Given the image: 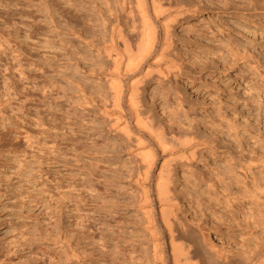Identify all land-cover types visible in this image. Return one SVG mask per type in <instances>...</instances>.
Masks as SVG:
<instances>
[{
  "label": "rangeland",
  "instance_id": "374dc122",
  "mask_svg": "<svg viewBox=\"0 0 264 264\" xmlns=\"http://www.w3.org/2000/svg\"><path fill=\"white\" fill-rule=\"evenodd\" d=\"M125 1L0 0V264H153L158 241L168 259L164 230L153 242L140 206L137 129L124 103L118 127H133L131 141L103 112L109 28L133 47L142 28ZM162 5V16L146 9L152 54L164 15L174 21L162 72L138 86L141 107L167 136L194 141L170 160L143 136L154 223L152 180L168 157L170 220L193 258L264 264V0Z\"/></svg>",
  "mask_w": 264,
  "mask_h": 264
},
{
  "label": "bare ground",
  "instance_id": "6f19581e",
  "mask_svg": "<svg viewBox=\"0 0 264 264\" xmlns=\"http://www.w3.org/2000/svg\"><path fill=\"white\" fill-rule=\"evenodd\" d=\"M135 1H136L135 5L137 6L136 8H138V10H139V11L138 10L137 11H138V13L140 12L141 17H142V28L140 29V32H139L140 36L138 37V40L134 44L135 46L133 47L132 39H130L131 36L129 37L128 34L124 33L125 31L121 28L122 26L119 23H118L119 25H116V26L114 25L112 28H109L111 30L109 31L110 34H109L108 41H106V39H105V42H106V44H105L106 51L105 52L107 54V57H110L111 60H109L110 64L105 66V68L106 67L107 68L105 70L104 69H102V70H104V72H105L104 76L106 77V79L105 78L104 79L107 81V86L109 88L110 105H108V106L103 105V107H104L103 112H106L108 115L112 116V117L110 116L109 118L113 121L112 122V125L114 126L113 128H115V129L118 128V130H120L124 134V136H126L125 138L128 139V140L127 139L126 140L131 141V140H133L131 137V135L134 133L131 130L133 127L129 128L128 127L129 125H126V124H121V126L118 127L120 122H121L122 105H123L122 103H124V105L127 107V110L130 114V117L132 119L133 126L137 129L136 134H134V136H135L134 142L135 143L133 142V145H135V147H133V148H135V151H136L135 152L136 154L135 153L134 154L139 156L140 158H142V159H140V161L141 160L144 161V165L141 166V167H143V169L141 168L142 170L138 172V174H140V175H139V178L137 179L138 183H140V185H141V193H140V198H139L140 206H141L142 211H143V213H144V215L148 221L147 224H148V227L150 228V229L149 228L148 229L150 230L149 233L151 234L153 242L158 240V236L160 235L161 230H162V232L164 230V233L166 234L165 240H167V242H165V243L169 247V253H168L169 256H168V259H166L165 255H164L165 253H163L164 249L159 250L158 249L159 247L157 248V246H159L161 244V243H159V245H158V242H160V241H158L156 243L154 242V245L152 244V247H153V253L152 254L154 257V259H153L154 263L153 264H199L200 263L198 261L199 259L197 260V258H196V260H195V258H193V254H192L193 251L190 249V247L192 248V245H190L191 243H189L190 241L187 242V241H185L186 239H182V238L178 239L177 238L178 234L176 235V233H175L176 229H174V226L172 225V224H174V222L172 220H170L171 219V217H170L171 213L170 212L172 211V209H171L172 207L170 206V203H172L171 200L173 201V203L175 202V200L171 199V196H172L171 192L169 194V190H170L169 187L170 186L168 184H169V180H170L169 178L170 177H168V171L170 170L169 169L170 168V165H169L170 162H169L168 157L163 159L159 170H157L156 175L153 177V180H152L153 194H154V197L156 199V202H157L156 205L158 208V218H159V224L157 223L158 225H155V223H156L155 219L156 218L151 213L152 210L149 206L150 200H149V196L147 193V187H145L147 176H149L148 170H150L149 168H151L150 166L152 164V161L154 160V159H152L154 156L152 157V155H151V151L153 149L150 151V150H148L149 149L148 146H147L148 148L146 146H144L145 141L143 140V136L150 137L153 140L154 144H156V146L161 150V152L163 154L164 153L168 154V156L175 150H180L179 156L180 155L183 156L182 152L185 151L187 149V147L190 146L192 144V142L194 141V139H192V142H191V137H189V139H188V137L183 136L184 137V139H183L180 135H178V136H180L181 138H179V137L177 138V137H175L176 136L175 134L172 135L173 133L171 134L172 136L170 134H169L170 136L169 135L167 136L168 133L164 131L163 126H161L160 123H154L153 118H151L150 114H148L145 111L146 109L143 110V108L141 107L142 106L141 105V98H140V94H139L140 90L138 87L139 84H141V82L143 81V79L148 74L150 75V71L155 70L157 72V70H158L159 73L162 72L161 69L157 68V66L160 64H158V65H155V64L160 62V60L163 57L165 58L166 54H163L164 52L162 53V51L163 50L165 51V48L168 47V45H169V39H170L169 38V34H170L169 33V27H171L170 23L172 21H174V20H172L174 17L171 16L172 13H170L168 11L169 13L164 15L165 20L162 21L161 23L159 22L160 27H161V32H162V35H161L162 37L160 38L161 39V42H160L161 46H160L159 50H157L156 52L154 51L155 53L152 54L151 51L153 50L152 48H153V45L155 43L156 34H155L154 25H153L154 23L152 24L153 21L150 22L151 20L148 19V17H150V16L147 17V15H149V14L146 12V9H148L147 7L149 6L153 12L152 15L155 14V17H156L159 14L161 15L162 12L169 10L170 6L175 7V8H176V6H175V4L170 5L168 3V5H170V6L167 5L168 6V8H167L165 5L166 8L165 7L163 8V5H164V4L162 5L163 0H135ZM117 2H119V1H117ZM128 4H129V2H128ZM178 5L179 4H177V7H178ZM183 6H181V7L183 8ZM147 11H149V10H147ZM146 13H147V15H146ZM109 14H110V12H109ZM173 14H175V13H173ZM139 23L141 24V22H139ZM129 25H128V28L130 27ZM125 27H127V26H125ZM135 27H137V25ZM137 29H139V27ZM130 31H131V29H130ZM103 33H105V32H103ZM132 33H133V31H132ZM132 33L130 32V34H132ZM106 36H107V34H106ZM106 36H104V37L106 38ZM163 67L162 68L165 69L166 71H168L170 69V67L168 65H164ZM102 68H104V67H102ZM104 76H102V77H104ZM7 89H9V87ZM158 124H160V125H158ZM148 137H144V138L148 139ZM146 141H148V140H146ZM151 148H153V147H151ZM172 156H173V154H172ZM176 156H178V155H176ZM169 157H170V160H172L171 156H169ZM143 161H141V162H143ZM153 163L155 164V162H153ZM148 192H150V191H148ZM154 207H152V208H154ZM152 212H154V210ZM161 235H162V233H161ZM162 240H164V239H162ZM162 242H164V241H162ZM247 255H246V259H247ZM249 257L250 256H248V258ZM250 259H251V257H250ZM230 262H232V261H230ZM230 262L228 260V262L225 264H230ZM252 262H255V260ZM241 263H243V262H241ZM241 263H238V261H237V263H235V260H234V262L232 264H241Z\"/></svg>",
  "mask_w": 264,
  "mask_h": 264
}]
</instances>
